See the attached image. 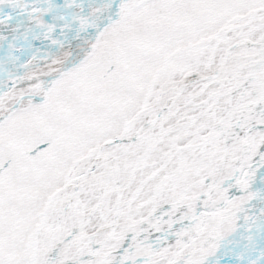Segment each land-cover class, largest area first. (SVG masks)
Instances as JSON below:
<instances>
[{
    "label": "snow or ice",
    "instance_id": "6c2138e0",
    "mask_svg": "<svg viewBox=\"0 0 264 264\" xmlns=\"http://www.w3.org/2000/svg\"><path fill=\"white\" fill-rule=\"evenodd\" d=\"M0 264H264V0H0Z\"/></svg>",
    "mask_w": 264,
    "mask_h": 264
}]
</instances>
